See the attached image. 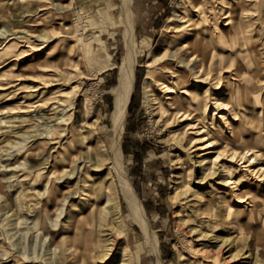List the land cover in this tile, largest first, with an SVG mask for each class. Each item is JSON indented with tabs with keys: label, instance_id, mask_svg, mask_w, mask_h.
<instances>
[{
	"label": "rangeland",
	"instance_id": "1",
	"mask_svg": "<svg viewBox=\"0 0 264 264\" xmlns=\"http://www.w3.org/2000/svg\"><path fill=\"white\" fill-rule=\"evenodd\" d=\"M179 1L131 2L137 40L136 82L122 135L123 167L145 207L150 229L156 235L158 252H155L151 238L138 224L128 220V225L120 229V225H116L109 214L105 217L103 212L88 216V221L82 224L84 231L76 233L71 229L73 216L84 211L86 214L91 208L89 201L81 198L82 189L90 185L89 173H95L97 178L93 181L103 190L111 180L112 162L104 166L98 163L97 167L89 159L94 154L89 146L93 147L95 142H89L87 135L92 133V138L98 136L105 141L111 136V114L115 107L113 91L127 50L126 23L130 14L126 1L0 0V46L9 45L0 51V66L3 64L0 82H7L0 89L1 264H83L81 253L70 260L63 248L76 239L74 246L81 250L80 242L85 244L84 237L88 235L89 251L84 250L90 253L88 264H159L160 261L163 264H195L186 240L191 236L196 242L205 241L211 250L222 243L228 249L226 262L231 264H264V212L246 210L239 216H227L214 202L211 184L217 185V181L212 175L207 176L211 172L209 168L203 172L198 165L196 152L190 147L191 134L183 141L180 133L170 135L174 132V123L179 125L180 121L177 118L171 121L165 104L162 109L159 99L154 102L146 96L144 82L150 69L148 63L154 59L146 45L150 41L159 43L174 28L169 29L168 25L180 24L169 19ZM186 1L191 7L193 1ZM218 1L213 0V3ZM228 1L227 5H236ZM251 2L246 7L251 16L255 14L257 18L253 23L252 45L258 49L257 81L264 93V0ZM70 24L73 28H67ZM44 65L51 69L45 70ZM214 83L210 78H202L204 90L219 92L221 88H214ZM36 84L42 86V94L52 97L53 102L60 93L67 96L60 106V110L65 109H56V115L50 113L59 117L56 121L63 120L51 128L46 123L39 128L44 120L32 116L36 112L34 109L31 113L22 112L33 117L24 123L19 124L20 121L13 118L20 115L13 111L21 101L31 105L40 97L41 91L33 93ZM233 84L231 81L230 86ZM156 92L166 97L163 87L159 86ZM222 97L227 101L228 97ZM44 108L41 107L42 111L47 110ZM73 111L77 117L70 119ZM221 114L227 113L210 109V116L214 115L216 123L219 120L221 123ZM63 125L69 127L64 133L70 137L50 171H54L53 176L48 177L43 163L49 154V145L44 146L45 133L54 127L60 130ZM245 125L259 135L263 149L262 117ZM179 127L181 131L183 124ZM99 146L100 157L108 156L112 161L109 150L100 151L105 148L102 141ZM179 153L181 159H178ZM74 157L79 158L72 163L74 167L80 159L85 160L70 190L79 193L64 199L59 178L69 175L70 160ZM261 163L264 160L258 161V165ZM253 180L252 193L264 195V181ZM52 197L54 199L50 200ZM205 201H210L208 213H204L206 210L202 207ZM118 205L126 211L121 196ZM202 223L206 224L207 237L202 236ZM191 227L195 228L194 232H188ZM117 229L122 232L115 243L112 238ZM60 235L65 240H59ZM248 254L250 256H246Z\"/></svg>",
	"mask_w": 264,
	"mask_h": 264
},
{
	"label": "bare ground",
	"instance_id": "2",
	"mask_svg": "<svg viewBox=\"0 0 264 264\" xmlns=\"http://www.w3.org/2000/svg\"><path fill=\"white\" fill-rule=\"evenodd\" d=\"M125 1L128 7L127 13L130 14L126 23L127 50L124 62L120 67L118 83L113 91L115 107L111 114V136L109 141H105L102 138L100 140L98 136L92 138V133L87 135L89 142H95L93 147L89 146L92 151L94 150V154L89 159L97 167L98 163L104 166L106 163L112 162L111 180L103 190L93 181L97 178L95 173H89L87 181L90 182V185L82 189L83 197L81 198L89 201L91 208H88L89 211L86 210L88 212L86 214L84 211L73 216L71 229L75 230L76 233L77 231H84L82 224L88 221V216L97 211L99 214L103 212L105 217L109 214L110 219L116 225H120V229L128 225V220L134 221L149 235L154 251L158 252L156 235L150 229L145 207L129 179L128 172L123 167L122 135L136 82L135 46L137 44V40L134 38L132 0ZM192 1L191 7H188L186 0H180L175 11L170 15V20H177L180 24L177 26L170 24L168 27L169 29L172 27L176 29L173 28L166 33L159 43L153 44L154 41H150L146 45L147 49L150 50V56L154 57L148 63L150 69L144 82L146 84V96L154 102L159 99V106L162 109L165 104V112L170 114L171 121L174 118L180 121L179 125L174 123V132L170 135L174 136L180 133V140L183 141L191 134L189 137L190 147L192 151L196 152L194 155L196 161L199 162L198 165L202 166L203 172L209 168L211 172L207 176L212 175L217 181V185L211 184L213 189L211 193L215 195V204L226 211L229 217L239 216L246 210L262 213L264 212V195L252 193L251 189L254 184L253 179L264 181V163L258 165V161L264 160V148H260L259 135L254 134L247 127L248 125H245V123L254 122L258 116L264 120V93L262 88L258 87L257 81L260 71V65L256 60L258 49L252 45L254 39L253 23L257 18L254 17L255 14L251 16V11H248L246 7L253 0H231L236 2V5L229 3L231 7L227 5L230 2L228 0H219L216 4L213 3V0ZM43 8L48 10L46 6ZM73 26L70 24L67 25V28H73ZM169 41L168 44L164 43ZM8 46L7 44L0 46V51L6 50ZM27 46L31 47L30 43ZM44 69L50 70L51 68L44 65ZM202 78L205 80L212 79L215 82L214 88H221L220 91L211 92L209 88L204 90L205 85L202 86ZM231 81L236 86L234 84L230 86ZM4 83L7 82H0V89L3 88ZM159 86L164 88L165 98L156 92ZM41 89L42 86L36 84L33 93L37 94ZM41 94L31 105L29 102L21 101V104L13 111L20 114L13 116L15 120L20 121L19 124L26 122L30 117L33 118L32 116L44 120L39 128L44 123L51 128L63 121H56L59 117L55 116V111L56 109L59 111L65 109L63 107L60 110V106L64 105V98L67 96L60 93L57 96L59 98L55 99L54 103L52 97ZM222 95L228 97L227 101L223 100ZM41 107H45L44 110H47L42 111ZM212 107L226 111L227 114L219 115L221 123L220 120L219 123L214 121V115L210 116ZM33 109L36 112L30 117L22 113H31ZM50 113L55 115H50ZM216 113L215 111L214 114ZM73 117H77L75 111L69 114L70 119ZM182 124L183 129L180 131L179 126ZM35 125L37 127V124ZM66 130H69V127L63 125L60 130L54 127L46 133L43 132L45 133L44 146L49 145V154L46 155V161H43L46 164L44 168H46L48 177L53 176L54 171H50L58 162L57 157L62 154L69 140L70 136L64 133ZM31 135L29 134V136ZM100 141L105 147L100 151L109 150V157L112 158V161L109 160L108 156L100 157L98 152ZM178 155V159H181L180 153ZM75 159L79 160L76 157L70 160L71 172L69 175L59 178L64 199L76 197L79 193L78 191L70 192V190L76 183L74 180L78 179V174L84 167V164H80L84 163L85 160L80 159V163L74 167L72 163L75 162ZM207 164L210 166L207 167ZM175 183L177 182L175 181ZM256 190L260 192L257 188ZM120 196L125 200L126 211L121 208V205H118ZM53 199L54 197L50 200ZM202 207L206 210L204 213H208L210 201H205ZM262 222L264 224V218H262ZM198 227L201 228V223H198ZM205 229L206 224L202 223V236L207 237ZM194 230L195 228L191 227L188 232H194ZM121 232L122 230L118 231V229L115 232V238H112L115 243ZM54 239L56 241V237ZM84 239L85 244L80 242L81 250L80 247L77 249V246H74L77 244L76 239L68 247L63 248V253L67 259L75 260L81 253L83 264L91 262H88L90 253L84 251H89V235L85 236ZM59 240L65 239L61 236ZM186 240L189 242L195 264H231L226 262L225 253L228 252V249H225L226 247L222 243L217 244L215 249L211 250L205 241L196 242L193 236L187 237ZM126 242L128 243V238ZM199 245L202 247L199 248ZM159 264L163 263L160 261Z\"/></svg>",
	"mask_w": 264,
	"mask_h": 264
}]
</instances>
